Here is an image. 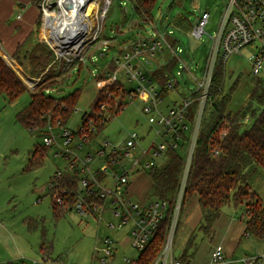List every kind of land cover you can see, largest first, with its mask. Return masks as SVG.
I'll use <instances>...</instances> for the list:
<instances>
[{
  "label": "rangeland",
  "instance_id": "374dc122",
  "mask_svg": "<svg viewBox=\"0 0 264 264\" xmlns=\"http://www.w3.org/2000/svg\"><path fill=\"white\" fill-rule=\"evenodd\" d=\"M132 3L122 4V0H112L103 21L100 40L98 39V41L92 43L80 63H75L62 73L60 82H58L59 77L57 76L47 82L50 86L47 93L53 96H63L74 90H79L73 110L64 123L65 127L74 132H78L82 124V115L89 111L95 100L97 87L94 82V75L98 74L105 64L117 54L116 48L118 46L129 43L133 39L119 43L120 40L123 38L126 40L127 36L136 34V31L138 32L140 29H149L150 22L133 13ZM224 3V0H155L153 13L158 15L160 11L162 21L155 19L153 22L161 29L169 26V24L176 29L175 20L178 18H182L184 22L187 21L190 28L195 23L199 11L207 9L211 14L204 29L207 33L202 34L200 39H194L188 31L187 33L178 31L174 33L179 35L183 43L182 46L186 47L185 51L192 50V48L196 49L194 53L193 50L187 52L190 59H193L190 63L192 68L189 76H179L176 89L171 90L157 103L162 112L166 111L169 104L171 105L173 102L179 101L182 96H185L187 94L186 87H193L194 80L200 79L202 76L203 66L210 48L208 34L213 35L218 30ZM17 14H21L19 8H16L9 17L11 24L14 23ZM164 21L163 27L161 22ZM136 23H139L140 26ZM12 30L15 33L16 27L13 26ZM34 32L33 37L37 35L36 30ZM108 37L114 38L110 43L111 46H108L103 52L104 56H102L100 53H102L101 49L104 45L101 42ZM35 43L36 40L31 39L23 45L27 48L28 54L33 52L34 49L32 48ZM251 49L248 45L240 52L232 55L223 65L222 92L230 93V100L226 106L228 112H236L245 106L251 94L253 88L252 78L255 77L251 72V62L248 59V53ZM164 54L152 61L148 65V69L155 70L158 64L163 63ZM13 59V70L23 80L27 89L19 98L9 103L0 95V221L5 225V227L0 225V260L3 258L2 255L8 252L5 249L7 243L5 240L10 242L14 240L21 247L20 252H15L16 256L23 254L26 258L34 260L35 264H55V261L61 264H101L98 259L93 258L94 247L100 246L98 240L107 236L115 242L113 256L107 264H129L123 259H135L139 253L130 244V225L128 223L120 228H110L105 224V221H112L117 225L118 217L113 215L109 209L103 212V219L99 225L92 216L83 218L74 209L66 210L57 219L54 217L51 198L47 195L45 186L53 175L55 168H59L61 171L66 170L70 160L60 154L63 149H66V146L62 145L61 139L57 138L55 144L44 148L41 134L30 133L16 121L15 114L28 104L29 93L35 88H29L26 80H39L41 75L36 76L31 73L28 56L25 57L22 51L19 53L18 58L14 56ZM43 71L46 72L47 69ZM118 75L123 80L125 87H134V81L125 80L121 72ZM258 76L264 79V74ZM153 81L159 85L154 78ZM126 101L127 105L123 109L121 108L115 116L108 114L110 119L92 139L85 141L78 135L74 136L68 146L69 159H84L88 153L95 155L100 147H104L107 151L112 145L123 142L129 133L137 132L141 136L146 132L149 123L147 116L141 111L142 97L130 98L128 96ZM147 132L145 133V139L142 142V139L139 141L140 146H146L153 137V129ZM159 139L160 137H158ZM35 144H39L45 149L43 156L39 158L45 160L41 166L31 167L28 164V159H31L30 151ZM185 150L186 146L180 150L183 158L186 156ZM139 153V146L131 151V154L136 157L139 156ZM164 159L163 154L157 156L154 159L155 164L163 163ZM100 162L99 158H94L90 166L97 167ZM26 166H28V169H26ZM114 169L119 173L117 166ZM151 179L148 168L143 169L131 179L133 196L142 199L144 195L149 194ZM251 186L257 197L264 203V170L259 168L256 171L251 179ZM244 200V202L236 205L231 203L224 205L209 233H205L199 226L191 231L188 230L186 226L188 219L191 215H198L199 211L195 206L193 208L195 211L188 215L187 211L183 209L180 223L173 238L172 248L174 254L176 256L180 255L186 247L188 239L191 238L193 241L188 251L193 255L190 256L192 263L203 260L208 252L211 253L210 248L219 242H226L229 249L231 248L227 259L233 261V264H245L243 259L264 255V235L258 237L252 233H247V235L241 233L247 219L246 203L249 198L245 196ZM189 203L188 201L185 204L188 205ZM27 216L35 217L42 224L47 232L45 236L48 243L52 242L47 261H42V254L38 251L41 237L40 228L29 229L25 220ZM226 222L238 225L240 235L237 241L232 237V233L228 239L229 229Z\"/></svg>",
  "mask_w": 264,
  "mask_h": 264
},
{
  "label": "built area",
  "instance_id": "2783aa9c",
  "mask_svg": "<svg viewBox=\"0 0 264 264\" xmlns=\"http://www.w3.org/2000/svg\"><path fill=\"white\" fill-rule=\"evenodd\" d=\"M224 1L218 30L213 35L208 34L210 48L202 76L194 80L193 87H186L187 94L179 101L169 104L165 112H162L157 105L163 99L160 97L161 86L155 84L151 79L152 76L145 74L147 66L163 53H165V59L166 57L175 58L173 71L167 76L165 82L166 88L175 90L178 86V77L189 76L192 68L190 63L193 60L187 55V52L192 50L185 51L186 48L181 44L172 45L170 43L168 36L175 37V30L170 24V27H164L165 21L161 22L163 29L154 22H150L148 30H142L129 43L118 46L117 54L111 58L114 69L106 68L108 61L103 68L105 78L95 80L98 88L119 81L129 91L127 96L142 97L141 111L147 116L150 130L153 129V137L148 141L147 146H140L138 143L142 139L141 136L137 132H132L127 134L123 142L112 145L107 151L103 147L98 149L95 155L88 153L84 159H69L68 146L77 135L74 131L57 120L54 126L57 130L55 131L50 125L47 127V133L42 137L43 144L48 147L55 144L57 138L61 139L62 145L66 146V149L60 153L70 160L66 170L78 176L77 193L72 209L83 218L92 216L98 225L103 219V212L109 209L113 215L118 217V223L115 225V222L106 221L105 224L110 228H120L129 223L130 244L141 251L153 237L156 227L166 215L168 202L156 197L141 202L128 193L127 186L133 175L151 166L150 157L162 155L169 147L177 148L182 139V132L187 135L186 156L183 159L177 195L170 209L165 240L153 264H184L173 252V238L181 218L186 181L194 157L200 124L207 107L216 63L224 65L232 55L250 45L252 49L249 50L248 59L251 62V72L253 75L264 74V0ZM111 2L112 0H38L37 7L41 20L40 37L53 51L57 61L63 59L67 63L72 60L80 62L84 59L87 49L102 36L103 21ZM127 2L130 3L131 0H122V4ZM210 15L207 9L199 11L195 23L188 31L191 37L200 39L202 34L207 33L204 29L209 22ZM17 17L20 15L17 14ZM113 38L108 37L101 42L104 45L100 53L102 56L108 46H111ZM120 72L126 80L135 82L133 88L125 87L118 75ZM37 82V79L26 80L29 88L36 87ZM192 105H195V108L192 113L193 118L189 120L187 116ZM100 108L105 109L106 104L101 103ZM108 117L105 115L100 122ZM79 130L80 135L78 136L85 140L86 134L82 133V128ZM90 131H94V128L91 127ZM158 137H160L159 140ZM137 146L140 147V153L136 157L131 154V151ZM120 153L123 160L117 159ZM97 157L103 158V162L97 169H91L90 163ZM116 166L119 168V173L114 169ZM96 171L101 173V177L96 175ZM63 173L64 170L57 169L54 179ZM49 185L50 187L54 185L52 180ZM68 191L67 187L63 189L64 194ZM64 196L60 194L56 197V202L60 206L65 205ZM98 241L100 246L94 247L93 258L98 259L101 264H107L113 256L115 242L107 236ZM123 260L129 262L130 259L124 258ZM243 261L245 264H262L264 255L248 257ZM232 262L226 260L222 243L213 247L210 253V264H233ZM8 263L35 264V261L19 258L1 264Z\"/></svg>",
  "mask_w": 264,
  "mask_h": 264
},
{
  "label": "trees",
  "instance_id": "16d2710c",
  "mask_svg": "<svg viewBox=\"0 0 264 264\" xmlns=\"http://www.w3.org/2000/svg\"><path fill=\"white\" fill-rule=\"evenodd\" d=\"M31 2L36 6L38 4V0H31ZM154 2L155 0H131V8L134 14L136 13L148 22H153L155 19L162 21L160 11L158 15L153 13ZM175 21L177 24L176 31L180 33L189 31L187 21L184 22L182 18ZM39 23L40 15H38L35 23L34 31L36 30V33ZM136 25L140 26L139 23H136ZM34 31L17 46L13 57L18 58L19 53L22 51L25 57L28 56L31 73L36 76L41 75V77H39L36 87L29 93L28 104L15 114V118L30 133H39L43 137L47 133V127L50 125L54 127L57 120L64 125L79 95V90H74L63 96L50 95L47 93L48 88H50L47 82H50L55 76L60 78H58V82H60L62 73L68 67L80 62L72 60L66 63L63 59L57 61L53 51L46 44L36 39L37 35L34 36L35 38L33 37ZM134 37L125 38L126 40L123 38L122 41L127 42ZM31 39L36 40V43L32 48L34 49L33 52L28 54L27 48L23 45ZM168 40L172 45L183 44L179 36H168ZM175 63V58L166 57L165 62L150 73L161 86V98L171 91L165 87V82L167 76L173 71ZM106 66L109 70H113L115 67L111 59ZM44 69H47V71L44 72ZM42 72L43 74H41ZM145 74L148 75L147 72ZM222 74L223 65L216 63L209 89V99L200 124L182 202L184 206L186 202L197 198V204L201 211V222L198 226L205 233H209L224 205L242 203L245 201L244 197L247 196L249 201L246 203L245 231L248 234L252 233L261 237L264 235V203L261 202L253 190L251 179L259 168L264 170V79L258 75H253L255 76L252 78L253 88L246 105L236 112H228L226 106L230 100V93L222 92ZM94 78L95 80L105 78V70L102 69ZM26 89L27 87L20 76L0 55V95L9 103L19 98ZM128 92L119 81L97 88L95 100L89 111L82 115V124L79 127V129H83L82 133L86 134L85 141H89L103 129L110 119L108 117L105 121L100 122L105 115L115 116L121 108L123 109L127 105L125 97ZM101 103L106 104L105 109L100 108ZM194 108L195 105L190 107L187 116L189 120L193 118ZM91 127L94 128V131H90ZM74 134L80 135V130L74 132ZM181 138L180 147H169L162 153L165 158L163 163H153L148 168L152 178L149 198L156 197L166 200L168 209L166 215L156 227L153 237L139 251L135 259L129 260V264H153L165 240L170 209L177 195L183 165L184 158L180 154V150L185 146L187 135L182 132ZM43 147L48 148L45 144H43ZM44 148L39 144H35L30 152V158H41L45 152ZM117 159L123 160L121 153ZM95 173L101 177L99 171ZM51 179L54 184L49 191L51 207L55 218H57L66 210L72 209V203L77 193L78 176L64 170L61 176L55 179L52 176ZM65 187L69 191L64 194L63 189ZM60 194L65 195V205L60 206L56 202V197ZM43 235L41 236L42 240L39 248L44 254L43 259L46 260L49 258L51 244L47 246ZM188 240L181 254L176 256L184 264H189L190 256H193L188 251L193 240L191 238ZM55 264L61 263L55 261Z\"/></svg>",
  "mask_w": 264,
  "mask_h": 264
},
{
  "label": "crops",
  "instance_id": "0c3cea01",
  "mask_svg": "<svg viewBox=\"0 0 264 264\" xmlns=\"http://www.w3.org/2000/svg\"><path fill=\"white\" fill-rule=\"evenodd\" d=\"M16 8H19L21 10V14H20V17H17V15H16V17H15L16 19H15L14 23L11 24V20H9V17L12 15V13L14 12V10ZM38 15H39V10H38L37 6L34 5L31 2V0H0V55L3 57V59L5 60V62L9 66L13 67L12 66L13 65V60H14L13 59V53H15V50H16L17 46L19 44H21L29 36V34L31 32L34 31L35 23H36ZM13 26L16 27V32L15 33L12 30ZM141 32H142V29H140L138 32L136 31V34L133 35V36H136L137 34H139ZM175 32H176V30L174 31V33ZM133 36H127L126 38L133 37ZM175 36L177 37L179 35H175ZM36 39H38L39 41H41L42 43L45 44V42L40 37L39 29H38V32H37V38ZM122 40H120L119 43H121ZM195 49L196 48H192L193 53H194ZM6 58L9 61L6 60ZM156 59H158V58H155L153 61H155ZM151 71L152 70L148 69V66H147L145 72H147L149 74V76H150V73H152ZM153 78H151V79H153ZM94 80H95V78H94ZM95 85L98 88V84L96 82H95ZM97 88H96V90H97ZM127 97L128 96L126 95L125 100L127 99ZM148 130H150V125L148 126V129L146 130L145 133H148L147 132ZM145 133L143 135H141V138H142L141 142L145 139ZM143 147H145V146H143ZM33 148H34V146H33ZM101 148H103V147H100L99 149H101ZM139 150H140V147H139ZM97 158H99L101 162L99 163V165L97 167L90 166L91 169H97L101 165V163L103 162L102 161L103 158H101V157H97ZM155 158L156 157H150V159L152 161L151 162L152 164L155 163V161H154ZM44 160L45 159H28V164L31 167H37V166H41L43 164ZM147 168H149V167H147ZM26 169H28V166H26ZM57 169H59V168H55L54 173L56 172ZM139 172H137L135 175H133L131 177V179H133ZM54 173L52 175L53 177H54ZM52 176H51V178H52ZM51 178L49 179V181L47 182V184L45 186L47 188V195H49V196H50L49 191L51 189L49 183L52 180ZM131 179H130L129 184L127 186L128 193L134 199L139 200L141 202L149 200L150 199L149 198V194H150L149 191H148L149 194L144 195V197L142 199H138V198L133 196V193H132V190H131V184H132ZM150 184H151V182H150ZM149 189H150V187H149ZM227 205H229V204H227ZM195 206H196V209L198 208L197 209L199 211L198 215H191L190 219H188V221L186 223V226L188 227V230H190V231L195 229V227L198 226V223H199V221L201 219V211H200L199 206L197 204V198H193L188 205L185 204L184 206H182V211H183V209H185V211H187L188 215L192 211H195V210H193V208ZM53 215H54V213H53ZM54 217H55V215H54ZM57 218H59V217H57ZM185 219H186V217H185ZM25 220H26V224H27L29 229H36L37 227L40 228V235L42 236V234H44L43 238H45L47 246H48V244H51V247H52V242L48 243V241H47V237L45 236V234L47 232H46V229L42 226V224H40L39 221L35 217L27 216ZM180 220H181V218H180ZM180 220H179V223H180ZM226 224H227V228L229 229L228 239H229V237H230V235L232 233V237L234 239H236V241H237V239H238V237L240 235V232H239L240 229H239L238 225H236V224H234L232 222H226ZM0 225L2 227H5L4 223H1V221H0ZM244 227H246V224H245ZM244 227H242L241 233L247 235V232L245 231ZM7 230H8V228H7ZM41 240H42V237H40L39 244H40ZM5 241H7V243L5 244V249L8 252L6 254H4V255L1 254L3 258H2V260H0V264L1 263H6V262H10V261H15V260H17L19 258H25L26 260L30 259V258H26L25 255H23V254H20V255L16 256L17 254L15 252H20L21 247L19 246V244H16L14 242V240L12 242H10L9 240H5ZM221 243L224 246V252H225L226 260H228L227 259V255H230L231 248L229 249V245L227 246L226 242H221ZM213 247L214 246H212L210 248V252L212 251ZM38 251L40 252V254H42V258H43L44 254L42 253V251H40L39 246H38ZM48 259L49 258H47L46 260L42 259V261H47ZM30 260H32V259H30ZM189 264H210V254H209V252H208L207 256L204 257V259L201 260L200 262L196 261V263H192L191 260H190ZM218 264H225V263H218Z\"/></svg>",
  "mask_w": 264,
  "mask_h": 264
}]
</instances>
